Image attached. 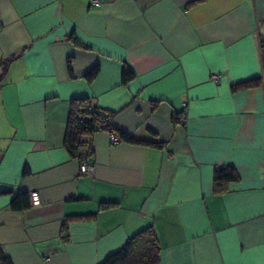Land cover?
Wrapping results in <instances>:
<instances>
[{
  "label": "crops",
  "instance_id": "obj_1",
  "mask_svg": "<svg viewBox=\"0 0 264 264\" xmlns=\"http://www.w3.org/2000/svg\"><path fill=\"white\" fill-rule=\"evenodd\" d=\"M261 38L264 0H0V246L14 264H99L148 224L159 264H264ZM77 97L146 142L96 130L81 172L65 145ZM222 164L240 176L216 192ZM31 190L40 204L10 206Z\"/></svg>",
  "mask_w": 264,
  "mask_h": 264
},
{
  "label": "trees",
  "instance_id": "obj_2",
  "mask_svg": "<svg viewBox=\"0 0 264 264\" xmlns=\"http://www.w3.org/2000/svg\"><path fill=\"white\" fill-rule=\"evenodd\" d=\"M72 39H75L71 35ZM261 50L264 55V38H261ZM10 59L4 61L3 70L6 69ZM97 72L94 66L86 72L87 78H92ZM134 72L128 65L122 67V81H127L133 76ZM262 76H254L234 82L231 85L233 91H238L262 84ZM179 113V112H178ZM176 113L175 116L178 114ZM83 115L81 119L79 116ZM110 118L109 124H103V118ZM174 116V117H175ZM96 130H106L110 134L116 135L118 142L121 140L146 142L134 138L126 131L118 130L114 126L112 114L96 106H90L87 97H77L71 100L70 114L65 133V145L73 156H78L80 162L88 154H79V149L87 143V138ZM116 143V142H115ZM239 172L233 164L218 165L214 169V190L221 192L226 188L228 181L239 179ZM28 192L15 194L10 202L13 209H22L30 204ZM80 216V215H78ZM160 242L153 224H148L142 229L131 235L128 240L115 251L110 252L99 264H159L160 261ZM0 264H14L12 259L0 246Z\"/></svg>",
  "mask_w": 264,
  "mask_h": 264
},
{
  "label": "built area",
  "instance_id": "obj_3",
  "mask_svg": "<svg viewBox=\"0 0 264 264\" xmlns=\"http://www.w3.org/2000/svg\"><path fill=\"white\" fill-rule=\"evenodd\" d=\"M92 2H95V3H98L99 0H91ZM219 74L218 73H214L212 75V78L213 79H218L219 78ZM184 111H181L179 112L177 115H176V118L180 121H182L184 119ZM81 119L83 118V115H80L79 116ZM110 122V118L107 116L106 118H103V121L102 123L103 124H109ZM110 137H111V141L113 143L115 142H118V138L116 137V135L114 134H110ZM80 170L81 172H88V171H94V162H93V159H92V152H89L85 158L81 161L80 163ZM29 197H30V201L33 205H38L41 203V198H40V194H39V191L38 190H31L29 192Z\"/></svg>",
  "mask_w": 264,
  "mask_h": 264
}]
</instances>
